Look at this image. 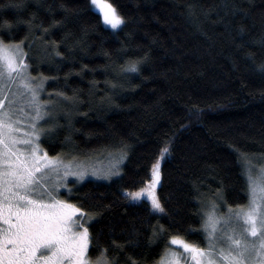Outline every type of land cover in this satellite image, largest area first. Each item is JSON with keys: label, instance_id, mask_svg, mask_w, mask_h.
I'll use <instances>...</instances> for the list:
<instances>
[{"label": "trees", "instance_id": "obj_1", "mask_svg": "<svg viewBox=\"0 0 264 264\" xmlns=\"http://www.w3.org/2000/svg\"><path fill=\"white\" fill-rule=\"evenodd\" d=\"M109 2L126 21L115 31L90 0H0V24H13L0 40L27 37L31 76L48 78L40 100L55 119L38 127H58L38 141L43 151L72 162L127 153L119 176L69 179L59 193L95 216L89 258L106 248L115 264H159L172 236L206 248L212 205L222 217L243 208L248 174L264 167V74L247 57L264 62L255 43L264 39V0ZM146 54L139 73L121 71ZM157 161L163 213L123 195L140 189ZM154 226L165 231L154 237Z\"/></svg>", "mask_w": 264, "mask_h": 264}, {"label": "snow or ice", "instance_id": "obj_2", "mask_svg": "<svg viewBox=\"0 0 264 264\" xmlns=\"http://www.w3.org/2000/svg\"><path fill=\"white\" fill-rule=\"evenodd\" d=\"M89 7L102 18L105 26L113 30L126 22L109 0H90ZM59 23L54 21L50 27ZM31 27L29 22V30ZM12 28L11 22L4 21L0 24V34L11 33ZM43 31L48 32L49 29ZM26 40L27 37L16 44H5L0 40V94H3L5 86L11 87L18 83L30 94L31 106L35 111L31 118V132L25 133L26 139L19 140L15 135L18 130L13 126L12 115L3 110L5 101L0 100V264H115V257L109 259L106 248L101 249L95 260L88 256L93 241L89 229L95 216H88L81 207L66 200L55 199L51 191L41 187L38 177L51 169L57 170V188L69 175L82 181L86 170L79 166L73 170L71 162L64 164L59 159L49 157L47 152L40 154L42 150L38 141L58 125L53 124L51 129L38 127V123L45 117L55 118L46 111L51 102L42 103L40 100V92L48 78L33 77L30 74L31 65L26 59L30 58V53L25 52L23 47ZM255 43L264 46V39ZM31 46L29 43L28 47ZM55 54L60 55L59 52ZM247 57L255 65V70L264 74V62L256 65L255 54L251 52L247 53ZM147 58L146 54L142 58L126 61L121 71L126 74L139 73L140 65ZM37 80L39 83H36ZM57 95L63 97L64 94ZM18 144L25 145V149L18 148ZM170 154L169 141L168 146L162 149L161 156L167 158ZM126 155L122 151L120 158L113 161L107 172L101 174L93 171L92 175H102L104 179L119 176L120 163ZM60 169H63V176H60ZM248 179L250 205L247 211H238L236 220H233L231 216H217L216 205L213 204L212 211L206 214L203 228L210 240L208 249L200 248L180 236H172L171 245L183 252L166 248L159 264H181L186 257H190L192 264H254L252 253L260 258L259 264H264V181L253 179L250 174ZM160 182V162L157 161L152 166L150 179L144 182L145 187L138 191L125 190L123 195L132 201H140L145 197L150 201L152 210L163 213L164 207L156 195ZM74 190L68 189V192ZM240 220L243 221L242 225L239 224ZM86 223L88 226H85ZM164 231L163 226H154L153 235H161ZM248 237L256 238L259 242H249ZM113 247L122 248L123 245L113 242ZM132 264L138 262L133 261Z\"/></svg>", "mask_w": 264, "mask_h": 264}, {"label": "rangeland", "instance_id": "obj_3", "mask_svg": "<svg viewBox=\"0 0 264 264\" xmlns=\"http://www.w3.org/2000/svg\"><path fill=\"white\" fill-rule=\"evenodd\" d=\"M106 27L111 29L110 26H106ZM111 30L115 31L117 29H115V30L111 29ZM24 96H26V97H24ZM0 100H4L5 101L4 106H3V110L5 112H10L11 115H12V121H14L13 126L18 130L15 133L16 138L19 139V140L26 139L27 137L25 136V133L31 132V123H32V119L31 118L35 115V111H34V109L30 110V108H24L23 111H22L21 108L17 105V103H18L17 101L21 102V106L22 107L28 105V103L31 104V102H30V94L26 93L25 89L22 86H18V83H17V84L11 85V87L5 86L4 89H3V94H0ZM26 107H28V106H26ZM17 147L20 148L21 150H24L26 146L23 145V144H18ZM41 150H42V148H41ZM44 152L45 151L42 150L40 154L43 155ZM49 157L59 159L64 164H68V163L71 162L73 164V170L76 169V166H79L80 168L85 169L86 170V175H85V177H84V179L82 181H84V180H86L88 178H97L98 180H106V179L102 178V175L101 176L92 175V172L93 171H97V172L103 174L104 172H107L110 169V166L112 165L114 160L120 158V156H117V158H115L113 160L111 157L104 158V157H96L95 156L96 158L93 157V159H88V160H85V161L72 162L70 160L67 161V160H65L63 158H59V157H54V156H49ZM56 171H57L56 169H51L49 172L44 173L42 175V177H38V179H40V181H41V187H42L43 190L51 191L52 195H53V197L55 199L64 200L63 198L59 197V193L61 191H65L66 190V189H64L66 181L69 180V179L70 180L72 179V180H74L75 182H78V183H79V181H77V178L75 176L69 175L67 177V180L66 181H61L60 186L57 188V184H56V179L57 178H56V175H55ZM112 171H115V169H112ZM59 172H60V176H63V174H64L63 173V169H60ZM250 175H251V177L253 179H255L257 181H264V167L260 168L259 170H256L253 173H250ZM248 177H249V174L247 176L248 201L245 204V206L243 208L239 209L238 211H241V210L247 211V208L250 205V190H249L250 186H249ZM158 185H157V187H158ZM69 186L70 185H68V187ZM143 187H145V184L141 188H143ZM140 189H138V190H140ZM138 190H135V191H138ZM156 191H157V188H156ZM44 199L47 200V196H45ZM141 200L147 201L149 203L150 207H151L150 201H148L145 197H142ZM129 201L130 202H138V201H132L130 199H129ZM67 202L70 203L69 201H67ZM152 211L156 212L154 210H152ZM237 212H235L233 214H229V215H227V217L231 216L233 218V220H236V213ZM156 213H159V212H156ZM205 219H206V217H205ZM239 224L242 225L243 221L240 220ZM76 230L79 231L80 229H76ZM238 231H239V229H238ZM207 237H208V234H207ZM248 240H249V242H252L254 240H255L256 243L259 242L256 238H252V237H248ZM208 241H209V244H210L209 237H208ZM209 244L204 249H208L209 248ZM171 246H172L171 248H175L177 251L183 252L182 249L177 248L176 246H173V245H171ZM252 257H253L254 264H259L260 258L256 257L255 253H252ZM93 260H95V259H93ZM181 264H192V261L190 260V257H186L185 259H182Z\"/></svg>", "mask_w": 264, "mask_h": 264}]
</instances>
